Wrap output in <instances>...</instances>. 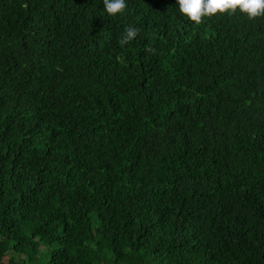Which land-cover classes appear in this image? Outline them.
I'll use <instances>...</instances> for the list:
<instances>
[{"label": "trees", "instance_id": "1", "mask_svg": "<svg viewBox=\"0 0 264 264\" xmlns=\"http://www.w3.org/2000/svg\"><path fill=\"white\" fill-rule=\"evenodd\" d=\"M126 4L0 0V264H264V15Z\"/></svg>", "mask_w": 264, "mask_h": 264}, {"label": "clouds", "instance_id": "2", "mask_svg": "<svg viewBox=\"0 0 264 264\" xmlns=\"http://www.w3.org/2000/svg\"><path fill=\"white\" fill-rule=\"evenodd\" d=\"M179 11L195 24H200L206 16L217 13H235L237 8L250 19L264 15V0H177ZM107 14L115 16L126 10V0H103ZM139 29L129 26L119 44L123 45L133 40Z\"/></svg>", "mask_w": 264, "mask_h": 264}]
</instances>
